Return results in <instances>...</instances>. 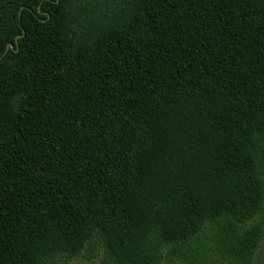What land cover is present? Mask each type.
Listing matches in <instances>:
<instances>
[{"label": "trees", "instance_id": "1", "mask_svg": "<svg viewBox=\"0 0 264 264\" xmlns=\"http://www.w3.org/2000/svg\"><path fill=\"white\" fill-rule=\"evenodd\" d=\"M263 240L264 0H0V264Z\"/></svg>", "mask_w": 264, "mask_h": 264}, {"label": "rangeland", "instance_id": "2", "mask_svg": "<svg viewBox=\"0 0 264 264\" xmlns=\"http://www.w3.org/2000/svg\"><path fill=\"white\" fill-rule=\"evenodd\" d=\"M264 260V240L260 243L259 248L255 254V261L261 262ZM67 264H106L104 256L101 251L96 252L90 257H78L69 261Z\"/></svg>", "mask_w": 264, "mask_h": 264}, {"label": "water", "instance_id": "3", "mask_svg": "<svg viewBox=\"0 0 264 264\" xmlns=\"http://www.w3.org/2000/svg\"><path fill=\"white\" fill-rule=\"evenodd\" d=\"M9 48H12V45H11V44H9V45L7 46L6 51H7Z\"/></svg>", "mask_w": 264, "mask_h": 264}]
</instances>
